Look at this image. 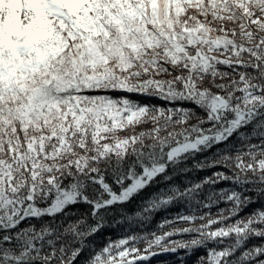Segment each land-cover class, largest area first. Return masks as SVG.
Here are the masks:
<instances>
[{"label":"snow or ice","instance_id":"snow-or-ice-1","mask_svg":"<svg viewBox=\"0 0 264 264\" xmlns=\"http://www.w3.org/2000/svg\"><path fill=\"white\" fill-rule=\"evenodd\" d=\"M264 264V0H0V264Z\"/></svg>","mask_w":264,"mask_h":264},{"label":"trees","instance_id":"trees-1","mask_svg":"<svg viewBox=\"0 0 264 264\" xmlns=\"http://www.w3.org/2000/svg\"><path fill=\"white\" fill-rule=\"evenodd\" d=\"M170 260H171V257L159 256V257L152 258V260L150 261V264H164L165 261H170Z\"/></svg>","mask_w":264,"mask_h":264}]
</instances>
